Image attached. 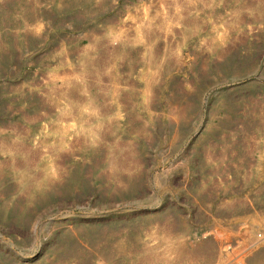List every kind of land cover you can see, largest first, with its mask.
Listing matches in <instances>:
<instances>
[{"label":"rangeland","instance_id":"374dc122","mask_svg":"<svg viewBox=\"0 0 264 264\" xmlns=\"http://www.w3.org/2000/svg\"><path fill=\"white\" fill-rule=\"evenodd\" d=\"M257 232L264 0H0V264H264Z\"/></svg>","mask_w":264,"mask_h":264},{"label":"built area","instance_id":"2783aa9c","mask_svg":"<svg viewBox=\"0 0 264 264\" xmlns=\"http://www.w3.org/2000/svg\"><path fill=\"white\" fill-rule=\"evenodd\" d=\"M255 236H256V237H255V241L252 242V243H249V244H248V247H249V246H252L256 241L262 240V239L264 238V234H263L262 232H257V233L255 234ZM226 250L231 252V248H230L229 245L226 246Z\"/></svg>","mask_w":264,"mask_h":264}]
</instances>
